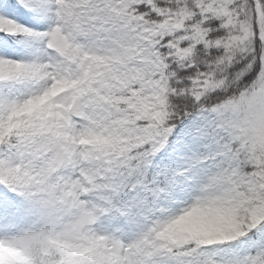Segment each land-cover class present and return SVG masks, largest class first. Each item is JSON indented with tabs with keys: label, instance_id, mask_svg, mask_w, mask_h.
<instances>
[{
	"label": "snow or ice",
	"instance_id": "obj_1",
	"mask_svg": "<svg viewBox=\"0 0 264 264\" xmlns=\"http://www.w3.org/2000/svg\"><path fill=\"white\" fill-rule=\"evenodd\" d=\"M0 264H264V0H0Z\"/></svg>",
	"mask_w": 264,
	"mask_h": 264
}]
</instances>
